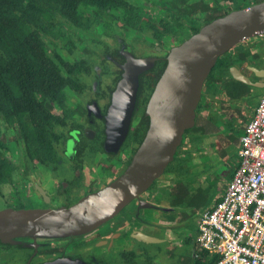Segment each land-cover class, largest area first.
I'll return each mask as SVG.
<instances>
[{
  "label": "trees",
  "instance_id": "16d2710c",
  "mask_svg": "<svg viewBox=\"0 0 264 264\" xmlns=\"http://www.w3.org/2000/svg\"><path fill=\"white\" fill-rule=\"evenodd\" d=\"M262 1L161 0L162 15L152 17L146 6L134 0H0V186L15 176L16 167L8 155L12 144L18 142V134L24 132L26 152L31 159L51 155L50 131L44 128L62 125L69 89L77 91L79 86H91L93 78L98 76L95 66H101L105 59L97 47L103 44L107 47L109 41L121 38H117L118 30H121L120 36L139 35L149 45L165 47L168 40L176 43L183 38L185 41L203 25ZM250 56L251 51L239 49L235 53L234 49L220 57L205 83V99L210 103L250 99L253 87L232 79L230 74L232 66L237 62L245 65ZM166 66L167 62L164 70ZM57 106L64 110L63 115L52 112ZM219 118L211 113L204 124L218 127ZM248 122L245 117L241 121ZM245 126H237L232 119L226 123L228 136L212 144L224 162L221 172L229 181L240 163L238 137L243 135ZM205 130V125L197 123L186 131L192 150H182L184 145L179 147L174 162L166 170V174L175 176L177 184L161 188L167 205L178 208L185 218L189 211L192 214L204 211L221 199L214 189L217 180L198 186L193 166L189 164L192 156L179 155L198 150L199 143L207 136ZM6 135H13L17 142L5 139ZM142 141V138L137 141L136 150ZM231 158L235 161L232 165L228 163ZM164 177L153 187H158ZM195 237H198V227ZM196 239L183 235L188 250L180 257V263L217 264L219 257L201 250ZM137 244L135 249L121 252V264H155L157 259L172 255V251H167V243Z\"/></svg>",
  "mask_w": 264,
  "mask_h": 264
},
{
  "label": "flooded vegetation",
  "instance_id": "af4514ba",
  "mask_svg": "<svg viewBox=\"0 0 264 264\" xmlns=\"http://www.w3.org/2000/svg\"><path fill=\"white\" fill-rule=\"evenodd\" d=\"M111 41L107 47L104 44L97 47L105 59L101 61V66H95L98 76L93 78L91 86H79L77 91L69 89L66 96L68 104L66 114L61 107L52 109L56 115L64 114L65 121L62 125L44 128L50 131L48 134V145L52 150L50 156L31 159L26 152L24 132L17 135L18 142L14 140L13 135L3 136L13 141L12 143L17 142L12 146L16 145L15 148L18 151L17 157L9 156L10 151L8 155L16 167L14 178L0 186L1 203L6 204L4 209L70 206L82 197L115 181L121 175V170L130 164L137 151L135 148L137 141L141 138L144 140L149 130L150 117L147 115V106L164 72L163 65L167 62L170 50L166 52V44L165 47L148 44L150 51H153L155 55L149 51L147 56L140 57L123 39ZM127 55L141 59L153 57L156 58V64L154 68L142 73L139 77L130 127L121 142L120 128H108V117L113 107L114 94L123 79L124 70L121 67L127 64ZM243 70L242 72L249 77L246 73L249 71L245 68ZM148 90H150L149 94ZM211 113L213 112L209 114ZM213 114L223 119L220 114ZM197 123L198 118H196ZM208 124H205L206 128H209ZM224 125L225 123L222 124ZM109 130L113 131L111 135L113 141H109ZM186 139L189 137L184 135L180 147L185 146ZM184 149L182 147V150ZM185 150L188 151L190 148ZM186 154L181 156L186 157ZM165 174L164 178L170 176L169 185L163 187L158 185L155 188L152 186L140 200H135V207L133 206L130 210L126 207L120 215L90 234L64 239L26 237L15 239L11 243L0 241V264H73V262L121 264L115 262L113 258L120 257L122 251L133 249V245L143 243L132 236L134 231L163 239L165 240L163 243H167L168 246L174 244L173 239L167 236L170 231L175 235L176 240L178 242L182 240L185 246L183 235L186 230L189 232L186 234L187 237L196 239L195 227H192L193 223L189 222L193 214L189 211L185 218L178 208L167 205L161 188L172 187L177 183L174 175ZM7 187L11 189L8 193H6ZM153 190L160 192L158 204H152L148 199L147 194ZM119 241L124 243V246H120L124 247L120 252L116 250L119 248ZM127 246L129 247L125 248ZM179 247L171 246L170 251L180 249ZM111 255V261H109L107 258ZM165 260L159 258L156 263L158 261L163 263Z\"/></svg>",
  "mask_w": 264,
  "mask_h": 264
},
{
  "label": "water",
  "instance_id": "95a60500",
  "mask_svg": "<svg viewBox=\"0 0 264 264\" xmlns=\"http://www.w3.org/2000/svg\"><path fill=\"white\" fill-rule=\"evenodd\" d=\"M262 35L264 1L229 12L172 47L167 66L147 106L149 130L125 171L112 183L70 206L0 211V241L11 243L26 237L64 239L87 235L112 221L133 201L140 200L174 162L186 131L195 127L205 83L219 58L243 42ZM127 60L121 67L123 79L114 94L108 117V128H120L121 142L130 127L139 77L156 64L153 57L141 59L127 55ZM249 69L257 78L264 77V69L252 66ZM230 74L232 79L249 86H264L235 65L230 68ZM112 134L109 130V141H113ZM132 236L146 244L165 241L137 231Z\"/></svg>",
  "mask_w": 264,
  "mask_h": 264
},
{
  "label": "built area",
  "instance_id": "2783aa9c",
  "mask_svg": "<svg viewBox=\"0 0 264 264\" xmlns=\"http://www.w3.org/2000/svg\"><path fill=\"white\" fill-rule=\"evenodd\" d=\"M240 142L225 193L199 216L197 244L218 256L217 264H264V96Z\"/></svg>",
  "mask_w": 264,
  "mask_h": 264
},
{
  "label": "rangeland",
  "instance_id": "374dc122",
  "mask_svg": "<svg viewBox=\"0 0 264 264\" xmlns=\"http://www.w3.org/2000/svg\"><path fill=\"white\" fill-rule=\"evenodd\" d=\"M137 3L143 4L144 6L147 7V9L150 11V16L152 17H156V15L161 16L162 12L159 8L160 2L161 0H134ZM247 1H253V0H247ZM204 26V25H203ZM202 26V27H203ZM117 32L119 37H121L120 39H123V41L126 42V44H130V49H132L133 52H135V54L137 56L140 57H144L147 56V54L149 53V51L151 50L150 47L148 46V43L145 42L143 39H141V37L139 35H134V34H124L122 36H120V32L121 30H118ZM84 38H86L84 36ZM85 41V39H82ZM184 41V39L182 38V40L178 41V42H170L169 40L166 41V47L165 50L166 52H168L169 50H171L172 47L181 44ZM86 42V41H85ZM167 42H168V46H167ZM111 43H113V41H111ZM82 45H85L84 43H82ZM239 46L235 47V53H237L239 51ZM151 54L155 53L153 51H150ZM160 53H158L159 55ZM110 65H108L109 68ZM236 66L238 68H241V64L239 62L236 63ZM111 67V66H110ZM105 69V68H104ZM111 69V68H109ZM249 77H251L252 80H258L257 77L249 72H246ZM253 92L254 94L251 95L250 99L248 100H240L238 102H232V103H225L226 105H222L221 101H215L210 103L209 101H207L204 97V92H203V98L201 100V108L198 109L197 111V118H198V125H205V119L206 116L210 113H217L218 115L220 114L222 116L223 119H221L219 122L221 124H224V126H221V128H218L217 126L209 125V128H206L205 131H207L209 134L211 135H207L204 136L205 138L203 139V141L201 142V144L199 143L198 146V150H193L189 153L186 154V157H191L190 159V166H193V174H195L196 176V180H197V185L198 186H205L207 183L210 185L211 183H209V181L212 180H217V185L215 186V192H217V195L219 197H222L223 194L225 193V189L228 186V184L230 183L229 180L226 179V176L222 174L221 170L223 169L222 165H223V161L222 159L219 157V155L216 152V149H214L212 147V144H215L216 140H224L228 135L226 134V123L229 124L230 121L232 120L231 118L233 117L235 119V124L238 126L240 124L242 125H246L241 123L242 119L245 117L247 119L250 120L251 116H252V111H253V105H254V101H256L260 96L263 97L264 95H262L264 93V89L263 88H253ZM220 93H223V90L220 91ZM219 123V124H220ZM240 138V137H238ZM185 149L190 148V141L189 139H186L185 141ZM192 150V149H191ZM18 155V151L16 150L15 146H12L11 150H10V155L9 156H13L17 157ZM180 155H184V153H180ZM234 159L231 158V160H229V164L232 165L234 163ZM126 169V168H125ZM125 169L121 170V174L125 171ZM169 180H170V176H166V178H164L159 186H165V185H169ZM213 189V191H214ZM9 190H11L10 188H6V193L9 192ZM146 194V193H145ZM216 195V198H217ZM144 196V195H143ZM148 199L151 201L152 204H158L159 203V197H160V192L158 190H153V192H150L149 194H147ZM215 198V199H216ZM6 204H2L1 200H0V210H3ZM136 205V201L132 202L126 209H131L133 206L135 207ZM125 209V210H126ZM210 209V208H208ZM206 209V210H208ZM204 210V211H206ZM203 212V210H200L198 212H196L195 214H193L190 218H189V222L192 224V222H194V226L192 227H197V222L199 220V216L200 214ZM123 214V213H122ZM189 233L188 230L185 231V235ZM168 238L169 239H173L174 244H171L170 246L167 247V251H170V247L171 246H180V249L174 250L171 254V256L165 260V262L163 263H159V261L155 264H181L180 260H181V256L186 253V251L188 250L187 247L183 246V242L182 240L180 242H178L175 238V235L168 231ZM187 236V235H186ZM124 246L123 241H119L118 242V247L116 248V250L118 252H120V250H122L124 247H120V246ZM138 244L133 245L134 247H137ZM151 245V244H149ZM129 246L125 247L128 248ZM132 247V246H131ZM133 247V248H134ZM111 256H108V260L111 261ZM113 259H115V262H119L120 263V259L119 256H115ZM162 261V260H161Z\"/></svg>",
  "mask_w": 264,
  "mask_h": 264
},
{
  "label": "crops",
  "instance_id": "0c3cea01",
  "mask_svg": "<svg viewBox=\"0 0 264 264\" xmlns=\"http://www.w3.org/2000/svg\"><path fill=\"white\" fill-rule=\"evenodd\" d=\"M239 48L243 51L248 50L251 51V56L249 57V59L246 61L245 65H243L241 68H239L241 71H244L243 69L245 68L247 71L253 73L250 69L249 66L252 67H257L259 69H264V35L262 36H258V37H254L250 40H247L245 42H243L242 44L239 45ZM255 56V57H254ZM254 60V61H253ZM251 62V64H250ZM236 66V65H235ZM254 74V73H253ZM255 75V74H254ZM258 80H253V81H260L264 83V77L263 78H257ZM262 83V84H263ZM255 88V87H253ZM264 89V86L261 87ZM254 94V92L252 91V95ZM264 95V93L262 94ZM262 97L260 96L256 101H254V105H253V111H252V116L254 115V111L255 108L259 102V100ZM250 118V119H251ZM247 125V124H246ZM222 124H218V128H221ZM246 127V126H245ZM245 132V131H244ZM244 134V133H243ZM242 137V135H241ZM239 155V154H238ZM240 159V158H239ZM240 164V163H239ZM227 188V187H226Z\"/></svg>",
  "mask_w": 264,
  "mask_h": 264
}]
</instances>
